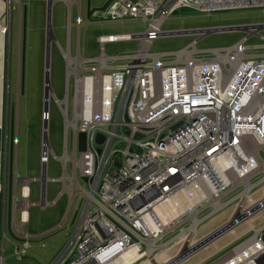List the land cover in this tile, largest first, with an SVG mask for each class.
<instances>
[{
  "label": "built area",
  "instance_id": "2783aa9c",
  "mask_svg": "<svg viewBox=\"0 0 264 264\" xmlns=\"http://www.w3.org/2000/svg\"><path fill=\"white\" fill-rule=\"evenodd\" d=\"M251 9H264V0H111L97 12V23L130 19L145 23V31L99 36L95 59L60 50L64 95L57 99L50 80L44 82L46 141L39 160L45 183L62 182L70 201L76 200L72 222H77L48 264H114L131 253L128 264L144 258L156 264L154 256L165 251L162 239L169 232L186 223L173 240L186 237L189 243L200 212L208 210L210 217L237 200L242 207L253 188L264 183V44L248 47L241 40L227 49L198 50L193 41L177 52L150 51L159 38L191 34L162 32L175 13ZM249 30L255 33L258 27ZM1 32L9 35L7 26ZM196 35L202 39L205 31ZM133 40L140 46L128 57L105 54L106 44ZM247 49L262 52L246 55ZM206 53L210 58L200 56ZM45 71L50 73L48 65ZM51 98L64 129L63 155L57 159L63 176L55 180L46 174L50 158L56 159L48 141ZM80 134L85 136L82 152ZM36 181L21 179V202L12 195L9 230L20 241L14 251L18 260L30 242L22 232L27 207L55 204L46 201V184L40 186V202H29V186ZM235 191L232 201L222 202ZM4 237L2 220L0 264ZM210 264H264V225Z\"/></svg>",
  "mask_w": 264,
  "mask_h": 264
},
{
  "label": "rangeland",
  "instance_id": "374dc122",
  "mask_svg": "<svg viewBox=\"0 0 264 264\" xmlns=\"http://www.w3.org/2000/svg\"><path fill=\"white\" fill-rule=\"evenodd\" d=\"M107 2L108 0H90V9H101ZM82 7L83 9L81 15V23L82 25H84L88 21L84 12L85 0H82ZM91 18H93L89 19V21H91V24L82 26L80 30L81 55L85 58L97 57L100 54V47L97 43V38L99 36L121 34L138 35L144 32L146 29V24L141 21L125 19L124 22L117 21L97 24L94 22L97 21V17L95 15H92ZM50 22H52L51 28L55 35L56 41L52 42L51 71L48 76L54 95L57 99H62L64 95L65 68L60 58V54H58L57 51L59 50V47H66L67 42H69L71 44V52L75 53L77 41V15L73 10L72 15H70L69 19L66 2L58 1L53 5V8H51ZM254 24H264V10H233L211 14L182 11L175 13L174 15L169 17L162 25L161 30L162 32H179L186 30L236 29L245 27V32L249 36L254 34L249 30V27H253ZM245 32L242 30L215 32L209 33L202 39H198V35L191 34L159 38L158 40L153 42L150 51L155 53L177 52L184 47H187L188 44L193 41H197L196 48L198 50L227 49L237 42L241 41V39L246 36ZM260 33L262 34V36H264V30H262ZM257 38H249L246 42H244V46L250 47L253 45H263L264 41L262 38L264 37H260L259 39ZM41 46L43 47V51L45 54L46 49L44 43H37L35 45V43L33 42L27 49V72L25 73L24 78L28 82V84L26 85L25 96L22 101L25 102L30 110L33 109V111H27L25 114L27 119L24 120V114H22V102L20 121H18V125H16V140L18 145V155L16 159V162L18 161V167L16 166V175L19 179H34L35 181L37 180L34 183H30V189L32 191V196L29 200L30 202H33L32 200L37 196V193L39 191L38 187L46 184L43 180L44 178L41 171V166L38 165V162L35 159L36 156H39V153L41 155V143L39 145V142L41 140L40 137H38V125L32 118L33 116H36L33 114L37 111V109L35 108L37 102H40V109L41 111L43 110V75L42 73H38V60L34 58L31 61L30 58L31 55L34 54V48L36 47L39 51ZM139 46L140 42L138 40L118 42L113 44H106L104 47V51L105 54L109 57H128V55L135 53L138 50ZM13 52L14 51L12 50V56ZM261 52V49H247L246 55L261 54ZM5 54L6 53H4V56ZM200 56L204 58H210L211 55L209 53H206L201 54ZM92 66H95V64H92ZM5 77L6 73L4 75V79ZM6 83L7 86L5 89V93L8 94L9 80ZM37 85L40 89H36ZM48 110L50 112V122L48 124V141L56 156V159L50 158L47 165L46 174L49 179L54 178L53 180H55L63 176L61 163L57 160L63 155V118L56 108L52 98L51 102L48 105ZM68 150L70 151L69 143ZM262 156L264 157L263 154ZM24 172L26 173V175L24 174ZM67 172L70 173L69 167L67 169ZM260 177L261 176L256 177L253 181L258 180ZM18 178L15 177L16 182L19 181ZM254 183H257V181ZM47 185H49L47 187L49 199H51L52 194L54 196L61 194L60 198L57 201L56 209H54L53 211L45 212L46 209H41L36 205L34 207L43 212L42 214H40L43 221H45L46 223H54L56 221H59V223L61 222L60 227L56 230L51 231V233L45 235L39 240H34L32 242L31 240H29L30 248L28 247L29 250L26 249L25 251V253H27L28 255H26V258L23 260H17L14 255L8 256L9 254L6 248L4 264H35V255L43 258L44 264H48V261L51 260L50 258L53 256L51 255V247L56 246L57 248H61L67 242L68 238L71 236L73 230L75 229L77 218L75 219L74 223L72 222V219L74 216V207L76 205V200L73 202L70 201L67 193L63 191L62 182L47 183ZM81 185L85 187V184L83 182H81ZM236 193L238 192L235 191L228 193L222 199V202L227 203L231 199L235 198ZM263 199L264 183L258 184L253 188L248 196L246 203L244 204V206H242L243 209L240 206L241 200H237L227 204L219 212L211 215L210 217H208L210 211L206 210L200 212L198 214V219L201 220V223L197 226L190 242H186V237H181L173 240L177 235H179V232L185 229V227L187 226V224L184 223L180 227L173 229L166 237L162 239L164 240V243H167V247L165 251L157 252L154 256V260L157 257H161V259L164 260L172 258L175 259L182 252L185 245H187L188 249H193L204 239L210 237L212 234L219 231L220 228L229 224L236 212L239 210L242 220L237 225H235L232 229L228 230L224 234L218 236L198 251L191 253L185 260L180 262V264H210L216 258L220 257L222 254L228 252L232 247L236 246L239 242L253 235L255 231H257L261 226L264 225V207L254 212L251 216L247 213V210L253 208L252 206H256L257 204H259L261 201H263ZM58 209H61L59 219ZM42 244L44 245L43 247L41 246ZM208 255H210V257H208ZM206 257L208 258L203 261V258ZM149 262V259L144 258L137 264H145Z\"/></svg>",
  "mask_w": 264,
  "mask_h": 264
},
{
  "label": "crops",
  "instance_id": "0c3cea01",
  "mask_svg": "<svg viewBox=\"0 0 264 264\" xmlns=\"http://www.w3.org/2000/svg\"><path fill=\"white\" fill-rule=\"evenodd\" d=\"M58 1L66 2L67 8H68L69 19H70V15H72L73 10L77 15V23H76L77 41H76L75 53L71 52V44L69 42H67L66 47H62V48L59 47V50L57 49L58 50L57 52L58 54H60V58L63 62L64 68H65V63L61 56L60 50L69 49L70 55L72 57H76L78 54L84 60L95 59L96 57L85 58V57H82L81 55L80 30L82 26L91 24V21L89 20L84 25H82L81 23V15H82V9H83L82 0H0V181H2V183L4 184V192H3L4 195L0 194V226L3 220V224L5 228V237H4V242H3L4 262H5V249L7 248L8 250V254H9L8 256H13V255L15 256L13 251H15L16 248L19 247V244H20V241L18 240V238L16 239L10 232L9 223L11 219V211L13 210V203H12L13 196L12 195L15 194L17 201L21 202V198H20L21 190L20 189H21V186L23 185L21 182V179H19L16 175V166L18 167V164H17L18 161L16 162L17 155H18V151H17L18 145H17V140H16V136H17L16 125H18V121H20V111H21L22 102H23L22 114H24L23 116L24 120L27 119V117L25 116L26 112L33 111V109L30 110L29 107L25 104V102L22 101V99L25 96L26 85L28 84V82L24 78L25 73L27 72V49L33 42L35 43V45L37 43H42V44L44 43L45 45V49H46L45 54H44L42 46L39 51L35 47L34 54H32L30 58H31V61L34 58L38 60V73L39 74L42 73L43 75V90H44V96H46L45 89H44V78H45V73H46L45 69H46V66L48 65L49 72L51 71V48H52V42L56 41L55 35L51 28L52 22H50L51 8H53V5ZM86 2L87 0H85V8H84L85 15H87ZM259 10H264V9H259ZM98 14L99 13H96V12L92 13L89 19H93L91 18L92 15L93 16L95 15L97 17ZM94 22L97 23L96 21ZM261 25L264 26V24H261ZM6 26L9 30V35L7 37L6 35H3L1 32V29ZM262 30L264 29L260 28L256 30V32L253 35H249V36L244 31L246 33V36H244L241 40H245L244 42H246L249 38L255 39L257 37L259 38L264 37L260 33ZM12 50L14 51L13 56H12ZM4 53H6L5 56H4ZM22 64H23V75H24L23 76V86H22V81H21ZM5 73H6V77H5L6 81L4 79ZM8 80H9L8 94H6L5 89L7 86L6 82ZM18 80H19V83H18ZM36 89H40L38 85L36 86ZM44 102H45V97L43 98V107H44ZM35 108L37 109V111L33 115H36V116H33L32 118L38 125V137H40V140H41L39 142V145H40V143L42 142V134H41V128H42L41 113L42 111L40 109V102L36 103ZM4 153H6V155H4ZM35 159L37 160L38 165L41 166V163L39 160L40 153H39V156L35 157ZM41 171H42V166H41ZM24 174L26 175L25 172ZM15 177L19 179L18 182L15 181ZM253 180L254 179H251L250 182L251 183H254L256 181L258 182V180L256 181H253ZM48 186L49 185L47 184L45 185L46 201L50 203L55 201V204L50 207H47L49 209L46 208L45 212L53 211L54 209H56L57 201L61 196V194H58L57 196H54L52 194L51 199H49L48 198L49 194L47 191ZM14 187L16 188V192H13V190L15 189ZM38 188L40 190V187ZM11 191H12V194H11ZM31 196H32V191H31L29 200L31 199ZM32 201L33 202L31 203H34V204H37L40 202L39 191L37 193V196ZM21 206L17 207L16 209L17 219L19 218V214L21 212ZM33 207L34 206L27 207L28 208L27 213H28L29 219H28V222L22 227V232L26 236L29 237V240H31V242L34 240H39L40 238H43L45 235L51 233V231L58 229L61 223V222L59 223V221H56L54 223H48V222L46 223L45 221L42 220L40 216V214H42L43 212ZM251 209L247 210V213L250 216L252 215L250 213ZM60 213H61V209H58V219L60 218L59 216ZM41 246L43 247L44 245L42 244ZM0 250H1V246H0ZM58 250L59 248H57L56 246H52L51 255L54 256ZM26 255L28 254L25 253L24 257H21V260L25 259ZM208 257H210V255H208ZM208 257L203 258V261H205ZM173 259L174 258L164 260V259H161V257H157L154 261L156 264H166V263L173 261ZM34 261H35V264H44V259L41 257H38L37 255L34 256ZM149 263L154 264L152 262H149ZM149 263H145V264H149Z\"/></svg>",
  "mask_w": 264,
  "mask_h": 264
},
{
  "label": "water",
  "instance_id": "95a60500",
  "mask_svg": "<svg viewBox=\"0 0 264 264\" xmlns=\"http://www.w3.org/2000/svg\"><path fill=\"white\" fill-rule=\"evenodd\" d=\"M111 0H108V2L101 8V9H90V0H87L86 2V18L89 20L90 16L92 13L94 12H99L101 10H103L109 3ZM254 26L259 27L258 29L262 28L264 29V26L261 24H256ZM262 26V27H261ZM231 30H242L245 31V27H241V28H236V29H207V30H203L205 31V36L208 35L209 33H215V32H223V31H231ZM191 32V35H196L198 34V32H201V30H191L189 31ZM179 36V35H177ZM23 64H22V73H21V81H22V86H23ZM49 80V76L47 75V73H45V78H44V82L47 84ZM46 99V96H44ZM46 107V104L44 102V109ZM42 141H46V139L43 137ZM85 150V136L84 134H80L79 135V147H78V151L82 152ZM42 174H44V171L42 169ZM264 207V200L261 201L259 204H257L256 206H254L250 213L253 214L254 212L258 211L260 208ZM242 220V217L240 216V212L239 210L236 212V214L234 215V217L232 218V220L230 221L229 224L225 225L224 227L220 228L219 231H217L216 233L212 234L210 237L204 239L201 243L197 244L193 249H188L187 245H185L184 249L182 250V252L172 261L170 262V264H179L180 262H182L184 259H186L191 253H194L196 251H198L199 249H201L202 247H204L205 245L209 244L211 241H213L215 238H217L218 236L224 234L225 232H227L228 230L232 229L236 224H238L240 221Z\"/></svg>",
  "mask_w": 264,
  "mask_h": 264
},
{
  "label": "bare ground",
  "instance_id": "6f19581e",
  "mask_svg": "<svg viewBox=\"0 0 264 264\" xmlns=\"http://www.w3.org/2000/svg\"><path fill=\"white\" fill-rule=\"evenodd\" d=\"M131 261H133V253L124 255L122 260L116 261L114 264H128Z\"/></svg>",
  "mask_w": 264,
  "mask_h": 264
},
{
  "label": "clouds",
  "instance_id": "9594fccd",
  "mask_svg": "<svg viewBox=\"0 0 264 264\" xmlns=\"http://www.w3.org/2000/svg\"><path fill=\"white\" fill-rule=\"evenodd\" d=\"M189 31H191V30H189Z\"/></svg>",
  "mask_w": 264,
  "mask_h": 264
},
{
  "label": "flooded vegetation",
  "instance_id": "af4514ba",
  "mask_svg": "<svg viewBox=\"0 0 264 264\" xmlns=\"http://www.w3.org/2000/svg\"><path fill=\"white\" fill-rule=\"evenodd\" d=\"M259 28V27H258ZM51 85V84H50Z\"/></svg>",
  "mask_w": 264,
  "mask_h": 264
}]
</instances>
